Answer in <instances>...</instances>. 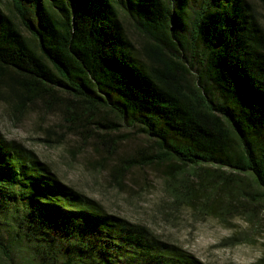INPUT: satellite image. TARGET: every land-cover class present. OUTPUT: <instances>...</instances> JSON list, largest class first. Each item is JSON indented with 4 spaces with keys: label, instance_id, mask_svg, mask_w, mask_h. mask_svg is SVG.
I'll return each mask as SVG.
<instances>
[{
    "label": "trees",
    "instance_id": "16d2710c",
    "mask_svg": "<svg viewBox=\"0 0 264 264\" xmlns=\"http://www.w3.org/2000/svg\"><path fill=\"white\" fill-rule=\"evenodd\" d=\"M263 11L264 0H0V103L14 122L35 116L49 146L92 144L101 166L125 134L144 136L111 170L119 187L154 166L206 215L241 212L245 193L264 207ZM0 248L10 264L17 248L22 264H204L1 130Z\"/></svg>",
    "mask_w": 264,
    "mask_h": 264
},
{
    "label": "rangeland",
    "instance_id": "374dc122",
    "mask_svg": "<svg viewBox=\"0 0 264 264\" xmlns=\"http://www.w3.org/2000/svg\"><path fill=\"white\" fill-rule=\"evenodd\" d=\"M38 126L37 118L31 115L21 123L14 122L0 103L3 135L37 153L65 184L97 199L109 213L147 225L155 235L181 246L204 264H255L264 259V207L255 205L250 195L245 193L236 200L243 213L239 211L221 219L178 203L161 168L134 169L119 187L112 180L111 170L148 143L144 136L134 132L125 134L117 154L101 166L99 153L92 144L73 155L69 151L72 141L49 146ZM214 204L218 206L217 201ZM3 251L0 248V264H10ZM15 251L10 250L13 264L25 263L22 258L27 255L25 251L19 248Z\"/></svg>",
    "mask_w": 264,
    "mask_h": 264
}]
</instances>
